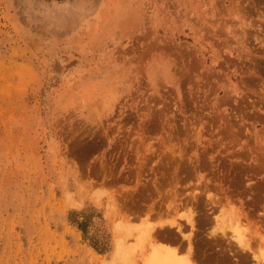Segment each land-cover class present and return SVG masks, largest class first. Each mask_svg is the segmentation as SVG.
I'll return each mask as SVG.
<instances>
[{
	"label": "rangeland",
	"instance_id": "rangeland-1",
	"mask_svg": "<svg viewBox=\"0 0 264 264\" xmlns=\"http://www.w3.org/2000/svg\"><path fill=\"white\" fill-rule=\"evenodd\" d=\"M159 249L264 264V0H0V264Z\"/></svg>",
	"mask_w": 264,
	"mask_h": 264
},
{
	"label": "bare ground",
	"instance_id": "bare-ground-1",
	"mask_svg": "<svg viewBox=\"0 0 264 264\" xmlns=\"http://www.w3.org/2000/svg\"><path fill=\"white\" fill-rule=\"evenodd\" d=\"M240 242H244L241 238V236L237 237ZM173 259H171L170 256L163 250H158L154 255L150 258L149 264H173Z\"/></svg>",
	"mask_w": 264,
	"mask_h": 264
}]
</instances>
